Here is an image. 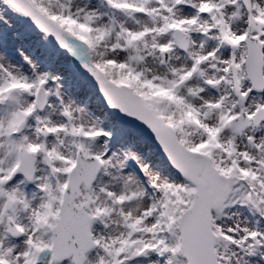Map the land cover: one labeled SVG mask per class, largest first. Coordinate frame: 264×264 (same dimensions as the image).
Instances as JSON below:
<instances>
[{"label": "snow or ice", "instance_id": "snow-or-ice-1", "mask_svg": "<svg viewBox=\"0 0 264 264\" xmlns=\"http://www.w3.org/2000/svg\"><path fill=\"white\" fill-rule=\"evenodd\" d=\"M0 264H264V0H0Z\"/></svg>", "mask_w": 264, "mask_h": 264}]
</instances>
